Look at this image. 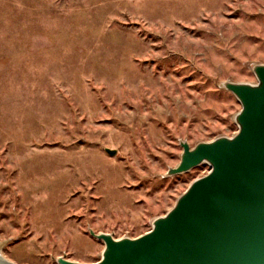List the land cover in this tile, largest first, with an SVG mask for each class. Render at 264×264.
I'll use <instances>...</instances> for the list:
<instances>
[{
	"label": "rangeland",
	"instance_id": "rangeland-1",
	"mask_svg": "<svg viewBox=\"0 0 264 264\" xmlns=\"http://www.w3.org/2000/svg\"><path fill=\"white\" fill-rule=\"evenodd\" d=\"M264 0H0V241L17 264L97 262L96 232L138 237L233 136L223 81L255 83ZM106 148L116 150L115 155Z\"/></svg>",
	"mask_w": 264,
	"mask_h": 264
},
{
	"label": "water",
	"instance_id": "water-1",
	"mask_svg": "<svg viewBox=\"0 0 264 264\" xmlns=\"http://www.w3.org/2000/svg\"><path fill=\"white\" fill-rule=\"evenodd\" d=\"M252 70L255 83L223 81L241 105L233 136H220L191 147L180 140L179 163L165 177L187 173L201 164L209 172L195 179L152 228L138 236L90 235L104 243L94 263L55 258L58 264H264V63ZM115 155L116 150L106 148ZM0 241V264H17Z\"/></svg>",
	"mask_w": 264,
	"mask_h": 264
}]
</instances>
